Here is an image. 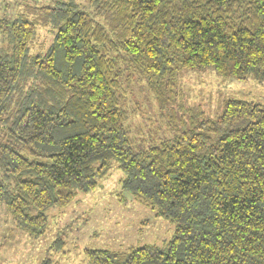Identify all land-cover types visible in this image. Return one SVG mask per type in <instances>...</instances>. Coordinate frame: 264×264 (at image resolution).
Segmentation results:
<instances>
[{
    "label": "trees",
    "instance_id": "trees-1",
    "mask_svg": "<svg viewBox=\"0 0 264 264\" xmlns=\"http://www.w3.org/2000/svg\"><path fill=\"white\" fill-rule=\"evenodd\" d=\"M44 3L0 16V204L15 225L43 237L49 209L118 169L175 234L166 249H87V264H264V105L230 98L209 118L180 88L208 69L264 81V0ZM40 27L53 39L31 55ZM135 73L171 133L141 150L126 107Z\"/></svg>",
    "mask_w": 264,
    "mask_h": 264
},
{
    "label": "rangeland",
    "instance_id": "rangeland-1",
    "mask_svg": "<svg viewBox=\"0 0 264 264\" xmlns=\"http://www.w3.org/2000/svg\"><path fill=\"white\" fill-rule=\"evenodd\" d=\"M45 0L31 2L30 7L19 0H0V16L14 18L31 13ZM45 5V3H44ZM49 28L40 27L31 55H37L51 44ZM8 42L0 32V52ZM132 89L127 90L126 107L134 147L144 149L171 135L167 119L162 117L153 93L144 79L134 74ZM184 102L192 111L202 110L209 118L222 112L227 99L253 101L264 105V81L226 79L212 69L186 72L180 79ZM191 111L186 118L190 124ZM121 170L114 169L100 180L99 187L88 194L78 193L65 207L48 210L49 227L39 239L29 237L20 230L5 207L0 204V264H87L85 250L108 249L126 252L130 248L155 245L166 249L175 234V225L158 218L154 210L122 191Z\"/></svg>",
    "mask_w": 264,
    "mask_h": 264
}]
</instances>
